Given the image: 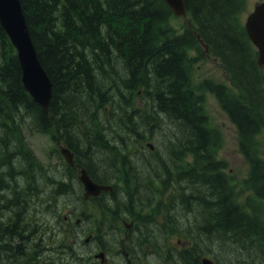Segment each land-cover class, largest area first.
Segmentation results:
<instances>
[{"label": "trees", "instance_id": "1", "mask_svg": "<svg viewBox=\"0 0 264 264\" xmlns=\"http://www.w3.org/2000/svg\"><path fill=\"white\" fill-rule=\"evenodd\" d=\"M185 1L190 27L180 33L164 0H21L53 82L47 114L24 90L16 51L0 25V208L8 206L10 214L2 216L12 230L9 234L0 227V243L6 241V247L15 237L20 242L10 264H22L26 239L34 248L42 235L27 223L48 222L39 219L46 213L34 201L60 198L71 192V177L76 179V168L57 180L37 162L18 135L14 123L19 115L29 116L36 132L62 141L95 181L126 186L134 193L130 200L145 201L149 184L166 186V178L175 176L180 184L175 201L193 214L198 243L204 238L208 243L205 251L220 246L225 255L237 257L231 264H264V160L255 147V138L264 132V67L241 20L246 0ZM199 41L237 90L202 83L236 125L240 150L250 163L243 184L253 195L244 204L220 171L225 168L216 156L220 133L211 127L204 95L193 82L191 51H201ZM165 125L170 127L166 155L155 156L152 163L146 141ZM145 165L156 173L146 176ZM29 207L30 215L25 214ZM32 253L37 254L35 248ZM199 256V250L180 254L186 264H198Z\"/></svg>", "mask_w": 264, "mask_h": 264}, {"label": "rangeland", "instance_id": "2", "mask_svg": "<svg viewBox=\"0 0 264 264\" xmlns=\"http://www.w3.org/2000/svg\"><path fill=\"white\" fill-rule=\"evenodd\" d=\"M262 1L263 0H246L245 8L241 15V20L243 23L246 22L248 15L254 10V7L258 3H261ZM171 24L180 33L190 27V21L188 17L179 18V17L173 16L171 19ZM200 48H201L200 59L194 63V67H193L195 83H200L204 81L205 79H209V80L221 82L224 84L226 83L230 84L225 74V71L223 67L220 65V63L216 59L211 57L208 53H205L203 46L200 45ZM192 55L194 56L195 54L192 53ZM204 95H205V107L210 116L211 127L217 130L220 133V137H221V143H220V147L217 152V158L218 160H220V162L224 164L225 168L223 171L227 174L229 179L233 182L232 184L233 190H234L235 195L237 196L238 201L241 204H244L246 202L247 197L252 196V192L250 190H247L246 187L243 185V181L250 176L251 166L240 150V136H239L238 129L235 126V124H233L230 121L227 114L223 111V109L221 108L215 96L210 93H205ZM143 114L145 115L146 118L148 117L146 113H143ZM28 117L29 116L26 117V115H19L16 118L14 124L17 126V129L20 132L18 135L22 137L26 145L29 146L33 150L37 158V162L40 163L42 166H44V168L48 167L50 175H53V176L58 175L60 171L62 172L64 171V167H63L64 162L57 155V151L63 145L61 144L59 147L58 144H55L53 142L50 136L36 132L31 125L32 123L31 119ZM26 119L28 120L24 121ZM168 130H170V127L168 125H165V127L161 129L160 128L158 130L156 129V131L153 133L151 140L148 141V143H152L155 146V149L151 150V152H154L153 154L149 150L146 152L147 153L146 156L151 159L150 161H152V163L155 161L153 158H155V156H158V154L162 153L161 156L163 157H165L166 155L165 154V144L167 141H166L165 135L169 133ZM255 147L258 150L260 157L264 160V132L255 138ZM136 154L143 156L140 153H135L134 155ZM142 164H143V161L139 162V165H142ZM155 166L156 165H154V167ZM143 171L146 176L150 174L154 175V173H156L154 172L152 168H150V166H147V165H145V169ZM156 171L158 173H161L159 172L158 168H156ZM14 178L15 177H13V179ZM189 192L190 190H188V193ZM167 193L168 191L165 192V195ZM114 194L116 196L118 194V190ZM146 194H147V199L145 200V202L148 203V201L150 200V196L148 192ZM153 194H154V191H153ZM115 196H114V200L116 199ZM52 198H55V197H52ZM68 201H71V199ZM120 201L123 203L125 202V200L123 199H120ZM35 202H39V201L36 200ZM61 202L63 204V201ZM161 202H164V203L166 202V196L161 197L160 195H158V199L154 203H161ZM28 204L32 205L31 202ZM25 211H26L25 214L30 215L31 207H29V209ZM69 211L70 209L66 208L64 210L63 215L68 214ZM94 211H95V214H98V215L102 213L101 211H99V208L97 207H94ZM138 211L139 209L133 206L128 208V212L132 214V216H134ZM154 211L155 213H158L159 211L158 205L155 206ZM7 213H8V206H3L2 208H0V227L2 229L4 228L6 229L8 226V219L2 216V214H7ZM138 214L140 215V213ZM185 216H187V212L185 213ZM157 218L159 219V221H161L160 216H158ZM190 218H191V221L189 220V223H191L192 225L193 220H192L191 215L188 217V219ZM4 219H6V221H4ZM27 224H28V228L31 231H36V232L38 231L37 228L41 229L43 227V224L39 220L35 222L29 221ZM30 233H33V232H30ZM185 234L182 233L181 235L171 236L167 240L165 246H160L157 252L153 254V256L149 259V263L156 264V262H159L161 259L167 258L168 256H173L175 254L177 255L181 250V247H179V245L177 244V241L178 239L181 240ZM7 238H5L4 240H7ZM122 238L124 237H121V239ZM23 239H26V238L23 236ZM26 240L28 241V246H26L25 249H23L24 255H22V259H21L22 264H27L26 255L31 249V243L29 241L30 239H26ZM205 240L206 239L204 238L203 245L206 246L208 243H207V240L205 243ZM4 243H6V241H3L2 243H0V264H10L9 263L10 259L14 257L11 251L13 252V248L17 246V241L15 239L8 241V244L6 247L3 245ZM10 248H12V250ZM18 248L19 247H17V250ZM144 249L142 248L143 252H144ZM146 251L151 252L150 249H146ZM19 252H20V249H19ZM116 252H118V249H115L113 251V254H116ZM9 253H11L12 256H10ZM212 253L214 255L217 254L218 261H216V258L214 256L213 257L211 256V258L215 262H217V264H231V261H234L237 258L235 256L225 255L223 252V249H221L220 246H217L214 249H212Z\"/></svg>", "mask_w": 264, "mask_h": 264}, {"label": "flooded vegetation", "instance_id": "3", "mask_svg": "<svg viewBox=\"0 0 264 264\" xmlns=\"http://www.w3.org/2000/svg\"><path fill=\"white\" fill-rule=\"evenodd\" d=\"M112 202L108 200L110 205ZM65 203L70 204L63 207L62 211L68 208L70 213L62 214V220L54 215L47 218L50 227L71 238L63 241L57 249L60 260L57 264H150L149 259L161 245L165 246L171 236L180 235L176 232L175 223L165 221L161 224L156 214L98 215L94 211V199L75 197ZM189 216L190 212L187 211L184 222L178 223L179 231L184 234L191 231ZM66 242L70 245H66ZM177 244L182 247L180 239ZM142 248L150 249L151 252L146 249L143 252ZM115 249L118 252L113 254ZM9 255L12 256L11 253ZM168 260L169 257L164 263L159 261L156 264H167Z\"/></svg>", "mask_w": 264, "mask_h": 264}, {"label": "water", "instance_id": "4", "mask_svg": "<svg viewBox=\"0 0 264 264\" xmlns=\"http://www.w3.org/2000/svg\"><path fill=\"white\" fill-rule=\"evenodd\" d=\"M177 17L186 16L185 0H165ZM0 24L17 50L22 70V82L34 101L45 113H49L53 98V82L47 74L33 42L27 19L20 0H0ZM247 33L259 50V64L264 66V2L255 6L245 24ZM62 154L73 164V154L62 149ZM81 182L87 196H97L110 186L94 183L85 170L81 171ZM209 261H205L206 264Z\"/></svg>", "mask_w": 264, "mask_h": 264}, {"label": "bare ground", "instance_id": "5", "mask_svg": "<svg viewBox=\"0 0 264 264\" xmlns=\"http://www.w3.org/2000/svg\"><path fill=\"white\" fill-rule=\"evenodd\" d=\"M10 125H12V124H10ZM26 126H27V125H26ZM10 130H11V129H10ZM3 132H4V131H3ZM10 134H11V133H10ZM10 134H9V135H10ZM12 134H13V133H12ZM3 135H4V134H3ZM11 136H12V135H11ZM11 136H10V137H11ZM3 137H4V136H3ZM11 138H15V137L12 136ZM9 140H10V139H9ZM16 140H17V139H16ZM16 140H15V141H16ZM13 141H14V140H13ZM15 141H14V142H15ZM71 151H72V150H71ZM12 157H13V156H12ZM13 158H15V157H13ZM13 158H11V160H12ZM8 160H9V159H8ZM2 161H3V160H2ZM10 162H11V161H10ZM0 163H1V162H0ZM7 163H8V162H7ZM7 163H5V164H7ZM12 164H13V163H12ZM12 164H11L10 166H12ZM8 165H9V163H8ZM0 166H1V165H0ZM2 166H3V163H2ZM15 170H16V169H15ZM9 176H10V175H9ZM67 176H68V175H67ZM68 178H69V177H68ZM71 178H72V177H71ZM2 188H4V186H3L2 184H0V193L2 192ZM13 239H15V240L17 241V245H19V243H20V242H19V239L16 238V237L13 238Z\"/></svg>", "mask_w": 264, "mask_h": 264}]
</instances>
